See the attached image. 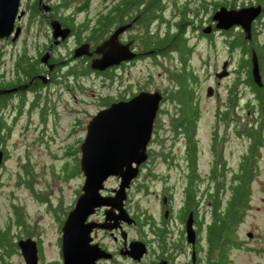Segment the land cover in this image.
<instances>
[{"label": "flooded vegetation", "instance_id": "af4514ba", "mask_svg": "<svg viewBox=\"0 0 264 264\" xmlns=\"http://www.w3.org/2000/svg\"><path fill=\"white\" fill-rule=\"evenodd\" d=\"M57 1L32 0L23 4L20 0L18 12H24L15 19V27L20 26L18 36L13 39L12 32L8 37L0 38V122L6 130L2 133L5 136H8L10 125L2 117V112H21L28 104L30 108H37L43 118L45 108L39 102L40 93L57 82L55 73L62 67L67 68L66 76L71 75L77 80L90 75L102 76L110 70L138 62L148 63L159 57L176 59L175 53L181 62L186 42L184 13L187 11H191L193 17L194 48L198 50L201 43L208 48L204 57L198 51V57L203 58L205 63L209 62L211 54H216L218 43L229 54L220 66L208 70V78L215 80L217 85L230 73V56L235 48L242 51L240 62H248L250 66L254 50L260 73L264 64V54L258 50L264 47V40L260 38L264 31V0H96L92 13L88 8L91 0L75 3H70L73 0ZM230 10L243 12L241 22L219 26L218 16ZM34 12L37 14L34 15ZM80 13H85L82 18H78ZM105 15L112 17L110 25H99V20ZM52 19H57L62 28H69L64 37L54 36ZM117 28L120 30L116 34L115 45L126 49L132 56L104 70L90 67L93 59L102 54L97 49L98 45ZM18 42L21 44L17 47ZM9 45L13 46L10 48ZM10 59L11 69L7 68V60ZM223 64L228 72L219 77ZM31 67L35 71L25 79L23 72ZM234 79L247 85L255 97V87L249 82H254L251 73L250 76L247 73L243 76L237 74ZM16 86L13 90H6ZM208 86L212 87L213 94H217L216 85ZM256 86L264 87V80ZM140 90L151 89L136 92ZM160 91L163 97L158 110L166 98L165 92ZM136 92L125 96L120 94L116 98L108 95L103 100L106 102L110 98L109 104L113 100L127 99ZM236 108L232 101L215 110L217 122L226 131L224 136H219L217 131L213 133L206 147L208 154L202 150L200 142L185 140L182 147L185 152L180 156V160L184 161H177L180 167L178 178L167 183L159 178L166 175H156L159 179L153 181L161 183L162 189L156 192V215L147 212L141 216L137 204H133L131 192L134 188L137 191L148 189L145 188L147 179L142 178V172L152 174V171H157L153 169L155 154L148 143L147 159L140 164L138 175L126 189L122 207L112 203L102 204L96 206L84 220L79 222L77 219V235L74 236L78 237L90 228L89 239L87 242L73 241L75 253L71 255V264H264V168L259 164L264 138L259 132L252 137L244 128L241 137L245 142L238 162L235 166L229 162L232 154L226 150L227 128L231 124L237 125L238 121L229 115ZM251 124L263 128V122L255 119ZM153 139L154 126L149 142ZM0 149L3 160L6 153L4 146L1 147V140ZM161 159L168 160L169 157ZM150 176L146 174L144 178ZM114 177L116 184L105 185L101 190L104 196L115 197L119 178ZM80 192L81 186L66 206L64 217L56 219V256L45 258L42 243L35 233L19 234L12 245L4 244L5 234L1 231L0 256L3 257V264H10L4 255L13 252H18L23 263L27 264L18 241L28 237L35 242L36 264H63L61 227ZM137 245L138 250L143 248L139 257L132 253L137 251Z\"/></svg>", "mask_w": 264, "mask_h": 264}, {"label": "rangeland", "instance_id": "374dc122", "mask_svg": "<svg viewBox=\"0 0 264 264\" xmlns=\"http://www.w3.org/2000/svg\"><path fill=\"white\" fill-rule=\"evenodd\" d=\"M22 1L25 4L32 0ZM76 1L79 0L70 3ZM96 4V0L90 1L89 12L94 11ZM36 14L37 12H34V15ZM84 14H78V18H82ZM184 15L185 47L189 50L186 52L185 48L181 62V58L175 53L176 59L172 57V60H164L159 57L148 63L128 64L110 70L102 76L90 75L77 80L71 75L66 76L67 68L62 67L55 73L57 82L40 93L39 102L42 108H45L43 118L37 108H30L28 104H25L21 112L15 113L13 110L2 112V117L10 125L5 141L0 139L1 147L4 146L6 153L0 164V232L3 231L5 234L4 244L13 245L19 234L31 232L40 239L46 259L56 256L58 234L56 219L64 217L66 206L72 201L76 189L83 183V174L79 169L78 145L85 135L87 120L99 108L106 106L103 100L105 96L116 98L117 95L125 96L139 89L155 88L166 94L154 121L156 122L154 139L149 142L152 153L155 154L156 163L153 169L157 171H152V174L142 172V178L147 179L145 188L148 189L137 191L134 188L131 192L133 204L135 206L137 204L138 214L141 216L147 212L156 215V192H161L162 189L161 183L153 180L161 178L169 183L178 178L177 172L180 167L177 161L185 152L182 147L187 138L191 143L200 142L202 150L208 154L206 147L213 133L217 131L219 136H224L226 128L221 127L215 116L218 107L231 104L232 101L237 105V108L229 113L230 118L238 121L237 125L231 124L227 128L226 136L228 140L226 150L232 154V159L229 160L232 165L237 164L243 149L245 141L241 137V131L244 128H247L250 136L255 137L259 132L264 138V116L253 112L252 90L243 82H239V79H234L237 74L243 76L245 73L239 64L242 51L239 48L233 49L228 67L230 73L217 85L215 80L208 78V70L220 66L222 60L226 56L229 57V54L224 46L218 43L216 54L214 56L211 54L209 62L205 63L203 58L198 57V51L204 57L208 48L204 43H201L198 50L194 48L192 12L187 11ZM260 38L264 40V31ZM20 44L18 42L17 47ZM12 46L9 45L10 48ZM258 50L264 54V47H259ZM210 52L212 53V50ZM11 61L7 60L9 69ZM179 68H189L197 75L195 80L190 81L193 86L196 83L199 114L195 123L196 128L189 130V136L185 129L181 128L178 131L174 126L179 106L176 100L170 97V90L174 89L176 84L172 72ZM261 76L264 80V64ZM208 84L216 85L217 94L206 93ZM254 119L263 122V128L253 126L251 122ZM247 121L250 123H246ZM164 157L169 159L161 161ZM203 162L205 163V160ZM259 164L264 168V145ZM146 174L151 176L144 178ZM156 175L166 176L158 178ZM114 184H116L114 176L105 181V185ZM175 194L177 197V188ZM4 259L10 264H24L18 252L5 254ZM2 260L3 257L0 258V264H3Z\"/></svg>", "mask_w": 264, "mask_h": 264}, {"label": "water", "instance_id": "95a60500", "mask_svg": "<svg viewBox=\"0 0 264 264\" xmlns=\"http://www.w3.org/2000/svg\"><path fill=\"white\" fill-rule=\"evenodd\" d=\"M19 3L20 0H0V38L8 37L12 32L13 39L18 36L20 26L15 27V19L24 12L23 10L18 12ZM242 16L243 12L240 10L221 13L218 16L220 20L218 25L227 27L233 23L241 22ZM251 17L245 16L249 19ZM51 23L54 36L64 37L68 33L69 28H62L57 19H52ZM119 30L120 28L115 29L108 38L98 45L97 49L102 54L93 59L90 67L104 70L122 59L132 56L127 53L126 49L115 45L116 34ZM250 59L252 79L257 85H261L262 78L254 50ZM227 72L226 65L223 64L222 71L218 73V76L222 77ZM206 93H212L211 86H208ZM162 97V92L159 89L140 90L127 99L111 101L108 105L98 109L87 120L85 135L78 145L79 169L83 174L81 192L61 227L63 264H71V255L75 253L72 247L74 240L79 239L80 242H87L89 239L90 228L80 233L78 237L74 236V234L77 235L75 229L78 223L77 219L79 222L84 220L96 206L102 204L112 203L122 207L126 189L131 180L138 175L140 164L147 159V144L152 135L154 119ZM2 156L3 151L0 149V163ZM109 176L119 178L118 187L115 188V197L112 198L101 193L105 186V180ZM18 243L27 264H36L34 240L28 237L20 239ZM138 249L137 245V251L132 252L136 257H139L143 251V248Z\"/></svg>", "mask_w": 264, "mask_h": 264}, {"label": "trees", "instance_id": "16d2710c", "mask_svg": "<svg viewBox=\"0 0 264 264\" xmlns=\"http://www.w3.org/2000/svg\"><path fill=\"white\" fill-rule=\"evenodd\" d=\"M112 20V17L110 16H104L103 19H100L99 25H110V21ZM173 40V39H172ZM169 41H171V38L169 37ZM185 46L182 50V52L185 54ZM189 50V48H186V52ZM185 60V59H184ZM240 67L243 68V71L250 76V64L247 62H240ZM35 71L32 67L28 70H24L23 74L26 76L25 79H27L29 76H31L32 72ZM172 77L175 81L174 89L171 88L170 90V97L176 100L177 105L179 106L178 109V115H177V121L175 123L176 130H180L181 128L185 129L187 131V136H189V130H193L195 128L196 119L199 112L198 107V100L196 98V83L194 86L192 85L191 80H195L196 75L192 73V71L189 68H179L174 69L172 72ZM43 77V76H42ZM250 78V77H249ZM24 79V80H25ZM249 80V79H248ZM249 82L254 86L255 88V99L253 103V112L257 115L260 114L262 117L264 116V87L256 86L254 82L249 80ZM14 84V83H11ZM10 85V84H9ZM16 87H8L6 88L7 91L13 90ZM113 98V97H111ZM106 103L108 104V99L106 100ZM160 111V110H158ZM158 114V112H157ZM1 119V116H0ZM156 121V118L155 120ZM156 122H154L155 125ZM5 129H3L1 122H0V134H1V140L5 141L7 135L2 134ZM175 130V131H176ZM6 131V130H5ZM9 131V128L7 130V133ZM189 140V139H188ZM161 143L160 141H158ZM3 233V232H2ZM1 233V234H2ZM4 234V233H3ZM1 236V235H0Z\"/></svg>", "mask_w": 264, "mask_h": 264}, {"label": "bare ground", "instance_id": "6f19581e", "mask_svg": "<svg viewBox=\"0 0 264 264\" xmlns=\"http://www.w3.org/2000/svg\"><path fill=\"white\" fill-rule=\"evenodd\" d=\"M221 13V12H220ZM100 51V50H99Z\"/></svg>", "mask_w": 264, "mask_h": 264}]
</instances>
